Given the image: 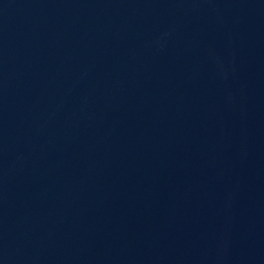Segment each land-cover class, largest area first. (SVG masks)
<instances>
[{
    "label": "water",
    "instance_id": "1",
    "mask_svg": "<svg viewBox=\"0 0 264 264\" xmlns=\"http://www.w3.org/2000/svg\"><path fill=\"white\" fill-rule=\"evenodd\" d=\"M0 264H264V0H0Z\"/></svg>",
    "mask_w": 264,
    "mask_h": 264
}]
</instances>
